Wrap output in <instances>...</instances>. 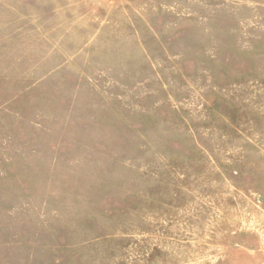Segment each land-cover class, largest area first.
<instances>
[{
    "label": "rangeland",
    "instance_id": "374dc122",
    "mask_svg": "<svg viewBox=\"0 0 264 264\" xmlns=\"http://www.w3.org/2000/svg\"><path fill=\"white\" fill-rule=\"evenodd\" d=\"M0 264H264V0H0Z\"/></svg>",
    "mask_w": 264,
    "mask_h": 264
}]
</instances>
